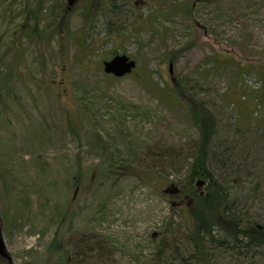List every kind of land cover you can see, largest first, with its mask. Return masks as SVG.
I'll return each mask as SVG.
<instances>
[{
  "label": "rangeland",
  "instance_id": "374dc122",
  "mask_svg": "<svg viewBox=\"0 0 264 264\" xmlns=\"http://www.w3.org/2000/svg\"><path fill=\"white\" fill-rule=\"evenodd\" d=\"M122 53L135 71L107 74ZM178 90L217 150L264 136V0H0V264H197L195 217L166 192L203 138ZM257 149L238 186L213 172L261 230ZM253 230L240 258L208 243L207 264H264Z\"/></svg>",
  "mask_w": 264,
  "mask_h": 264
},
{
  "label": "trees",
  "instance_id": "16d2710c",
  "mask_svg": "<svg viewBox=\"0 0 264 264\" xmlns=\"http://www.w3.org/2000/svg\"><path fill=\"white\" fill-rule=\"evenodd\" d=\"M192 11V7L189 6L186 13L189 15ZM178 91L175 93L177 100L181 105L186 107L185 110L192 118V122L197 126L200 125L201 135L203 133L197 153L182 158L183 162H188V157L193 160L189 164L186 178L176 183L183 192V198L184 196L188 197L186 204L189 205L186 207L195 217L194 230L191 231V241H193L195 246L193 257L198 262L197 264L202 262L203 264H207L206 249L209 245L208 243H210V245L216 246L218 250L234 251V254L231 252L232 256L236 257L235 253H237V257L240 258L243 256V252H238L239 248L236 246L240 243L242 246L246 245L242 244L244 242L243 236L246 237L248 233H251L252 231L250 230L255 229L253 231H256V233H262L264 229L261 228L260 230L257 228L258 225L253 223L249 224L246 228L240 226L239 213L235 208L234 202L232 203L229 190L221 184L219 178L215 177L217 174L213 171H220L221 173L218 177H222V179L230 172L235 173L233 182L238 186L237 178L240 177V173L244 168L249 167L253 163L248 159L252 155L250 152H255L253 148L255 150L258 148L257 151L259 150L264 153V136L242 134L240 135L241 137H236V141H228L227 151L220 147L217 150L218 145H215L213 142V134L216 133V123L213 116L211 115L212 120L210 116L205 114L209 112L205 109L203 102L199 103L201 110L197 109L186 99L183 91ZM248 152L250 155H247ZM173 159L175 161V157ZM201 182H204V185ZM245 201L246 199L243 202ZM251 204H256V202ZM218 225H222L225 231V234L221 238L215 234V227ZM191 257L190 260L193 259ZM177 258L184 261L187 260V257L182 256L180 253Z\"/></svg>",
  "mask_w": 264,
  "mask_h": 264
},
{
  "label": "water",
  "instance_id": "95a60500",
  "mask_svg": "<svg viewBox=\"0 0 264 264\" xmlns=\"http://www.w3.org/2000/svg\"><path fill=\"white\" fill-rule=\"evenodd\" d=\"M103 65L104 71L107 74H113L116 77H123L133 72V70L137 67V62L125 54H117L113 58L104 61ZM170 71H173V64L170 65ZM201 183L203 184L204 182ZM172 192H178V187L174 186ZM0 256L8 259L10 262L12 260L2 235H0Z\"/></svg>",
  "mask_w": 264,
  "mask_h": 264
},
{
  "label": "flooded vegetation",
  "instance_id": "af4514ba",
  "mask_svg": "<svg viewBox=\"0 0 264 264\" xmlns=\"http://www.w3.org/2000/svg\"><path fill=\"white\" fill-rule=\"evenodd\" d=\"M170 195H171V197H172L173 199H177V198H180V199H181V201H180L179 204H176V201H174V204H173L174 206H176V207H185V206L189 205V204H186L187 199H188L187 196H184V198H181V197L183 196V192H182V190H180L179 193L170 194ZM155 235H156V234H155Z\"/></svg>",
  "mask_w": 264,
  "mask_h": 264
}]
</instances>
